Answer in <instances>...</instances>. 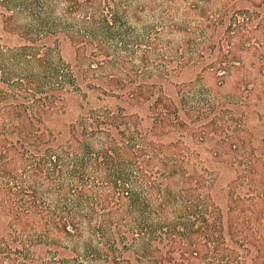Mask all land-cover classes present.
<instances>
[{
    "label": "trees",
    "instance_id": "obj_1",
    "mask_svg": "<svg viewBox=\"0 0 264 264\" xmlns=\"http://www.w3.org/2000/svg\"><path fill=\"white\" fill-rule=\"evenodd\" d=\"M0 264H264V0H0Z\"/></svg>",
    "mask_w": 264,
    "mask_h": 264
},
{
    "label": "rangeland",
    "instance_id": "obj_2",
    "mask_svg": "<svg viewBox=\"0 0 264 264\" xmlns=\"http://www.w3.org/2000/svg\"><path fill=\"white\" fill-rule=\"evenodd\" d=\"M67 57L69 58L68 53H67ZM190 76H191L190 74H183L182 76L176 78V80H182V81H184V80H187ZM208 81H209V83L212 84V80H208Z\"/></svg>",
    "mask_w": 264,
    "mask_h": 264
}]
</instances>
